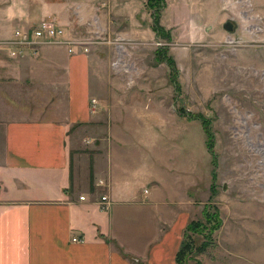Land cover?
Masks as SVG:
<instances>
[{"label":"rangeland","instance_id":"rangeland-1","mask_svg":"<svg viewBox=\"0 0 264 264\" xmlns=\"http://www.w3.org/2000/svg\"><path fill=\"white\" fill-rule=\"evenodd\" d=\"M148 1L0 0V36L28 25L25 17L52 14L73 36L98 39L86 53L96 51L107 63L103 76L90 69L99 107L87 124L69 125L76 189L101 175L94 177L93 164L103 165L114 126L120 142L112 148L113 160L126 165L129 179H138L132 184L137 195L156 178L159 196L171 197L182 186L190 199L184 203L187 219L218 212L221 221L204 249L178 264H264V0ZM154 15L166 34L154 29ZM227 20L230 29L223 26ZM162 47L173 63L158 57ZM3 53V114L56 110L62 117L61 70L33 74L17 86ZM12 96H20V106L14 102L18 107L12 108ZM200 118L214 133L215 163ZM154 150L153 161L148 154ZM40 178L22 184L29 195L45 193ZM3 185V196L18 192L15 180L6 178ZM202 239L195 235L196 242Z\"/></svg>","mask_w":264,"mask_h":264},{"label":"crops","instance_id":"crops-1","mask_svg":"<svg viewBox=\"0 0 264 264\" xmlns=\"http://www.w3.org/2000/svg\"><path fill=\"white\" fill-rule=\"evenodd\" d=\"M45 15L23 20L29 24ZM4 55L17 86L33 74L61 70L65 113L13 115L0 110V186L6 178L19 186L11 196L0 191V264H178L175 253L189 219L184 203L190 199L181 185L171 197L159 196L155 189L160 183L154 177L147 192L137 195L132 184L138 179H129L126 165L113 160L112 148L120 142L114 126L110 125L103 165L93 164L94 177L101 175L86 188L70 184L69 125L90 120L89 96H95L90 91V69L103 76L104 57L96 51L69 53L62 45H46L35 57ZM0 93L6 98L2 87ZM10 99L12 108L21 105L20 96ZM154 154L155 150L148 154L153 161ZM42 175L45 193L29 195L22 184ZM104 201L109 202L106 207Z\"/></svg>","mask_w":264,"mask_h":264},{"label":"built area","instance_id":"built-area-1","mask_svg":"<svg viewBox=\"0 0 264 264\" xmlns=\"http://www.w3.org/2000/svg\"><path fill=\"white\" fill-rule=\"evenodd\" d=\"M98 39H84L70 34L66 27L61 24L56 16L47 14L28 25H16L10 33L0 36V50L10 57H35L46 45H62L69 53L78 50L81 52L88 51V44ZM104 42H110L109 39ZM116 45H120L117 43ZM90 111L94 112L99 107V101L95 96H91L89 100ZM99 184H105L103 179L98 180ZM144 193L147 188L144 187ZM146 196V195H145ZM84 195H80L83 198ZM106 195H101V200H105ZM109 204L108 201L103 202V207ZM72 240H81L77 236H72Z\"/></svg>","mask_w":264,"mask_h":264},{"label":"trees","instance_id":"trees-1","mask_svg":"<svg viewBox=\"0 0 264 264\" xmlns=\"http://www.w3.org/2000/svg\"><path fill=\"white\" fill-rule=\"evenodd\" d=\"M153 0H149L148 2L152 3ZM155 16V15H154ZM154 29L157 33L164 35L167 33L166 31L163 32L161 25L157 21V16L154 18ZM158 57L164 56V58L168 59L171 63H173V59L170 57L165 56V49L164 47L158 48L156 50ZM170 64V63H169ZM172 69V66H171ZM173 83L176 84L175 77L171 78ZM200 122L206 135L205 138V145L208 150L212 154L213 163H215V152L213 151V143H214V133L210 130V123L206 120L207 118H200ZM81 123V122H80ZM78 123V124H80ZM71 166L69 161V179L70 183H72V173H71ZM212 176H215V170H212ZM218 212L209 213L207 210L203 212L201 217L189 219L185 225V229L183 231V236L181 238V242L179 247L175 253V260L177 263H183L187 257H191L194 252H201L204 247L206 246L207 242H209L210 232L218 228V223H220V219L218 218ZM214 221L215 223H213ZM190 231L191 233H188ZM206 231V232H205ZM202 236L203 239L200 242L195 241V235Z\"/></svg>","mask_w":264,"mask_h":264},{"label":"water","instance_id":"water-1","mask_svg":"<svg viewBox=\"0 0 264 264\" xmlns=\"http://www.w3.org/2000/svg\"><path fill=\"white\" fill-rule=\"evenodd\" d=\"M230 25H231V22H230L229 20H227L226 22L223 23V26H224L225 28H228V29L231 28Z\"/></svg>","mask_w":264,"mask_h":264}]
</instances>
